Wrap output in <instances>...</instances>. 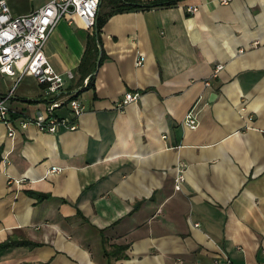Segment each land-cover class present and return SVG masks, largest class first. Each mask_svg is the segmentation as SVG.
<instances>
[{
    "label": "crops",
    "instance_id": "0c3cea01",
    "mask_svg": "<svg viewBox=\"0 0 264 264\" xmlns=\"http://www.w3.org/2000/svg\"><path fill=\"white\" fill-rule=\"evenodd\" d=\"M45 1L6 0L13 14ZM93 31L69 15L44 46L76 75L77 127L11 136L0 120V243L10 242L0 264H262L264 0L113 12L86 86L79 63ZM127 90L139 95L119 108ZM42 95L25 73L7 102L32 114ZM54 112L71 114L66 103Z\"/></svg>",
    "mask_w": 264,
    "mask_h": 264
},
{
    "label": "built area",
    "instance_id": "2783aa9c",
    "mask_svg": "<svg viewBox=\"0 0 264 264\" xmlns=\"http://www.w3.org/2000/svg\"><path fill=\"white\" fill-rule=\"evenodd\" d=\"M227 3L230 0H214ZM100 0H47L34 10L22 14H13L6 0H0V72L9 75L12 84L5 92H0V120L7 127V134L13 135L17 128L34 124L40 130L56 131L60 127H77V118L84 109L78 97L77 85L69 84L75 78L70 68L65 71L55 69L45 53L44 46L52 30L62 18L75 15L87 28L94 29ZM197 6L187 7L193 12ZM144 54L138 52L136 63L142 62ZM221 64H216L213 74ZM33 74L41 86L44 106L36 108L34 113L18 111L7 102L12 95L16 83L25 74ZM89 73L83 76L82 85L88 82ZM208 79L206 83H208ZM139 95L138 90H127L116 106L123 104ZM63 103L70 107L71 114L57 115L54 108ZM198 119L192 110H188L183 123L195 126ZM50 169H58L53 165ZM184 179L182 167L176 165L174 187L180 188ZM218 264V261H216ZM264 264V261L262 262Z\"/></svg>",
    "mask_w": 264,
    "mask_h": 264
},
{
    "label": "trees",
    "instance_id": "16d2710c",
    "mask_svg": "<svg viewBox=\"0 0 264 264\" xmlns=\"http://www.w3.org/2000/svg\"><path fill=\"white\" fill-rule=\"evenodd\" d=\"M177 0H100L99 10L97 12L95 27L93 33L88 35L86 46L79 63V71L81 77L89 72V78L86 86L91 85L93 81V68L95 59L99 51L100 36L99 32L106 21L108 15L113 12H119L137 8H149L152 6H167L174 4ZM90 58V63H86V59ZM101 58V54H100ZM90 66V67H89ZM38 195V194H37ZM40 196L42 194H39ZM24 241V240H22ZM9 241L0 243V245H7Z\"/></svg>",
    "mask_w": 264,
    "mask_h": 264
},
{
    "label": "rangeland",
    "instance_id": "374dc122",
    "mask_svg": "<svg viewBox=\"0 0 264 264\" xmlns=\"http://www.w3.org/2000/svg\"><path fill=\"white\" fill-rule=\"evenodd\" d=\"M8 84L10 87V85L12 84V79H10L8 75L6 76V74L4 75L0 73V88L3 89L4 87H8Z\"/></svg>",
    "mask_w": 264,
    "mask_h": 264
},
{
    "label": "water",
    "instance_id": "95a60500",
    "mask_svg": "<svg viewBox=\"0 0 264 264\" xmlns=\"http://www.w3.org/2000/svg\"><path fill=\"white\" fill-rule=\"evenodd\" d=\"M99 56H100V51L98 52V55H97V64H98V59H99Z\"/></svg>",
    "mask_w": 264,
    "mask_h": 264
}]
</instances>
